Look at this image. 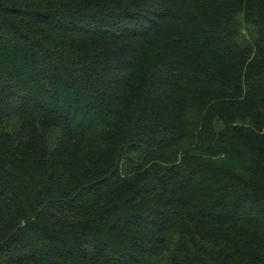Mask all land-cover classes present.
<instances>
[{"label":"trees","instance_id":"obj_1","mask_svg":"<svg viewBox=\"0 0 264 264\" xmlns=\"http://www.w3.org/2000/svg\"><path fill=\"white\" fill-rule=\"evenodd\" d=\"M163 257L264 264V0H0V264Z\"/></svg>","mask_w":264,"mask_h":264},{"label":"rangeland","instance_id":"obj_2","mask_svg":"<svg viewBox=\"0 0 264 264\" xmlns=\"http://www.w3.org/2000/svg\"><path fill=\"white\" fill-rule=\"evenodd\" d=\"M239 21L241 24V37H248L251 31V27L246 23L243 16L239 17ZM186 147L190 149H194L196 153L200 154V146L196 142L187 141ZM161 264H169L168 259L166 257L162 258Z\"/></svg>","mask_w":264,"mask_h":264}]
</instances>
